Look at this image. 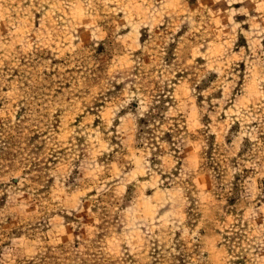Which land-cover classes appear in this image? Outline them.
<instances>
[{
  "label": "rangeland",
  "instance_id": "rangeland-1",
  "mask_svg": "<svg viewBox=\"0 0 264 264\" xmlns=\"http://www.w3.org/2000/svg\"><path fill=\"white\" fill-rule=\"evenodd\" d=\"M0 264H264V0H0Z\"/></svg>",
  "mask_w": 264,
  "mask_h": 264
}]
</instances>
